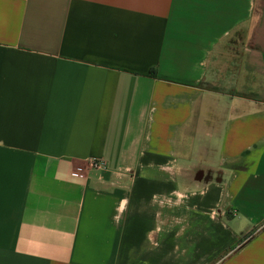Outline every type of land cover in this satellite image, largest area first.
Listing matches in <instances>:
<instances>
[{
  "label": "crops",
  "instance_id": "1",
  "mask_svg": "<svg viewBox=\"0 0 264 264\" xmlns=\"http://www.w3.org/2000/svg\"><path fill=\"white\" fill-rule=\"evenodd\" d=\"M0 264H264V0H0Z\"/></svg>",
  "mask_w": 264,
  "mask_h": 264
},
{
  "label": "rangeland",
  "instance_id": "2",
  "mask_svg": "<svg viewBox=\"0 0 264 264\" xmlns=\"http://www.w3.org/2000/svg\"><path fill=\"white\" fill-rule=\"evenodd\" d=\"M242 36H241V32L240 31H235L234 33H232L226 43H225V47H223L222 49H219L218 51L215 52L214 55V61L215 62H225L226 58L228 57L227 54H231V51L234 52V54L232 55V57L234 59H236V53H237V45L240 43ZM236 52V53H235ZM230 69H228V71L226 72V74L231 73V70L233 69V67H229ZM230 71V72H229Z\"/></svg>",
  "mask_w": 264,
  "mask_h": 264
},
{
  "label": "built area",
  "instance_id": "3",
  "mask_svg": "<svg viewBox=\"0 0 264 264\" xmlns=\"http://www.w3.org/2000/svg\"><path fill=\"white\" fill-rule=\"evenodd\" d=\"M87 166L94 169H104L105 161L100 158H93L88 161ZM70 174L74 177H83L85 175V171L82 167L72 164Z\"/></svg>",
  "mask_w": 264,
  "mask_h": 264
},
{
  "label": "trees",
  "instance_id": "4",
  "mask_svg": "<svg viewBox=\"0 0 264 264\" xmlns=\"http://www.w3.org/2000/svg\"><path fill=\"white\" fill-rule=\"evenodd\" d=\"M150 72L154 73L153 70H151ZM217 89H220V88H217ZM248 239V238H247Z\"/></svg>",
  "mask_w": 264,
  "mask_h": 264
}]
</instances>
